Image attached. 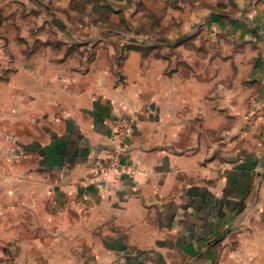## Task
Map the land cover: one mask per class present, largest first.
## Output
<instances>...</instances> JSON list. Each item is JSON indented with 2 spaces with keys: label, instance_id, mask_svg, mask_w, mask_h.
<instances>
[{
  "label": "rangeland",
  "instance_id": "obj_1",
  "mask_svg": "<svg viewBox=\"0 0 264 264\" xmlns=\"http://www.w3.org/2000/svg\"><path fill=\"white\" fill-rule=\"evenodd\" d=\"M64 55L74 75L132 86L97 146L65 124L58 105L47 114L30 103L27 77ZM263 64L264 0H0V264H97L72 230L76 206L83 187L112 173L135 176L130 153L144 124L150 137L182 154L207 139L221 159L256 155L238 152L232 90ZM220 86L226 103L217 100ZM204 88L211 113L221 117L214 134L204 129L202 105H192ZM66 133L72 144L60 150ZM261 139L256 175L264 170ZM222 227L199 257L215 250L211 264H264L257 227ZM149 254L136 252L133 264H149ZM132 257L123 248L110 264Z\"/></svg>",
  "mask_w": 264,
  "mask_h": 264
},
{
  "label": "crops",
  "instance_id": "obj_2",
  "mask_svg": "<svg viewBox=\"0 0 264 264\" xmlns=\"http://www.w3.org/2000/svg\"><path fill=\"white\" fill-rule=\"evenodd\" d=\"M40 66L41 70L36 68L27 77L34 110L52 114L54 105H58L65 124L69 121L95 146L105 141L110 120L119 112L118 103L128 100L122 95L129 98L132 86L106 87L97 73L74 75L65 55L57 66L51 61ZM207 89L192 105H202L204 129L214 134L212 129L220 132V124L216 128L215 123H220L221 117L211 113L213 103L207 102ZM223 92L220 86L219 104L227 102L221 97ZM232 92L233 102H238V127L232 129V134L238 135V152L256 155L221 159L223 154L212 156L221 148L211 140L207 144V139L202 146L182 154L150 137L151 129L144 124L133 139L130 153L138 169L135 176L112 173L103 183L83 187L82 203L76 206L79 213L71 227L80 246L95 259L90 263L110 264L126 248L133 256L129 264L135 262L136 252L147 250L149 264H211L217 251H207L200 257L198 253L223 229L222 225L257 227L261 233L264 170L256 175L255 159L263 148L264 64L250 80L238 77V86ZM256 101L260 102L257 110ZM63 136L60 150L72 144L70 133ZM68 164L65 161L61 168H68ZM79 164L82 161L74 167ZM233 168H238L237 176L236 170L230 174ZM258 232V239H264Z\"/></svg>",
  "mask_w": 264,
  "mask_h": 264
}]
</instances>
